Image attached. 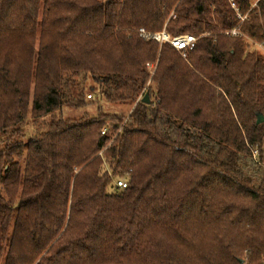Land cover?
Listing matches in <instances>:
<instances>
[{
  "label": "trees",
  "instance_id": "trees-1",
  "mask_svg": "<svg viewBox=\"0 0 264 264\" xmlns=\"http://www.w3.org/2000/svg\"><path fill=\"white\" fill-rule=\"evenodd\" d=\"M254 1L0 0V264H264Z\"/></svg>",
  "mask_w": 264,
  "mask_h": 264
},
{
  "label": "built area",
  "instance_id": "built-area-1",
  "mask_svg": "<svg viewBox=\"0 0 264 264\" xmlns=\"http://www.w3.org/2000/svg\"><path fill=\"white\" fill-rule=\"evenodd\" d=\"M244 18H241V21H243ZM139 36L143 39H151L155 41L160 46L168 44L171 46L178 54L181 56H185V54L192 50L194 47V44L196 42V38L191 35H179L177 37H170L168 34H166L165 31L159 32V33H147L144 30H139L138 32ZM224 36L226 37H232V38H243L245 37L239 29H232L229 31H226L224 33ZM257 50H259L260 54L264 57V48L261 44H255ZM105 132L103 131L102 134ZM257 154L256 151H253V157H255ZM114 186L116 190H125L128 185L127 182L124 180H116L114 181Z\"/></svg>",
  "mask_w": 264,
  "mask_h": 264
},
{
  "label": "rangeland",
  "instance_id": "rangeland-1",
  "mask_svg": "<svg viewBox=\"0 0 264 264\" xmlns=\"http://www.w3.org/2000/svg\"><path fill=\"white\" fill-rule=\"evenodd\" d=\"M258 0H255L254 2H253V4L251 5V8H254L255 7V4H256V2H257ZM236 11V10H235ZM236 29H238V28H236ZM240 31V30H239ZM205 36V35H204ZM197 39H199V38H196V41H197ZM243 41H244V48H245V51H247V52H250V51H252L253 49H257L256 48V46H255V42L254 41H252V40H250V39H248L247 37H243V39H242ZM179 56L181 57V59H183V60H185L186 59V54H185V56H181L180 54H179ZM147 68L150 70L149 71V74H150V79L153 77V75H154V72H155V69H156V64H153V65H147ZM144 94L145 93H143V94H141V96L143 95L144 96ZM142 96V97H143ZM141 98V97H140ZM91 110H93V109H91ZM84 112H83V110H78V111H76V112H69L68 110H63L62 111V114H61V116H59V114H56V117H55V119H58L59 117L60 118H76V117H78V116H80V115H82ZM91 115H93V114H95V112L94 111H90L89 112ZM50 121H51V119L50 118H48V119H46L45 121H44V123H40L39 124V129H40V131H44L45 129H46V127L45 126H47L49 123H50ZM45 123H46V125H45ZM28 128V132H26V134H25V138L26 139H28V138H30V134L32 133V129H34V127L33 126H28L27 127Z\"/></svg>",
  "mask_w": 264,
  "mask_h": 264
},
{
  "label": "water",
  "instance_id": "water-1",
  "mask_svg": "<svg viewBox=\"0 0 264 264\" xmlns=\"http://www.w3.org/2000/svg\"><path fill=\"white\" fill-rule=\"evenodd\" d=\"M141 102L144 103V104H148L149 103L148 94H144L143 98L141 99ZM262 122H263L262 116H258L257 117V124L262 123Z\"/></svg>",
  "mask_w": 264,
  "mask_h": 264
}]
</instances>
